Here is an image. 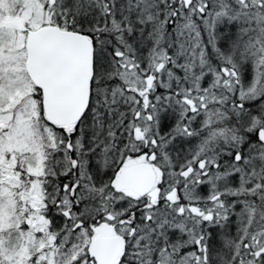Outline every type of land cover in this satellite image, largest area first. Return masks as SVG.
Wrapping results in <instances>:
<instances>
[{
    "label": "snow or ice",
    "instance_id": "snow-or-ice-1",
    "mask_svg": "<svg viewBox=\"0 0 264 264\" xmlns=\"http://www.w3.org/2000/svg\"><path fill=\"white\" fill-rule=\"evenodd\" d=\"M0 264H264V0H0Z\"/></svg>",
    "mask_w": 264,
    "mask_h": 264
}]
</instances>
